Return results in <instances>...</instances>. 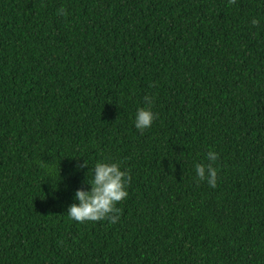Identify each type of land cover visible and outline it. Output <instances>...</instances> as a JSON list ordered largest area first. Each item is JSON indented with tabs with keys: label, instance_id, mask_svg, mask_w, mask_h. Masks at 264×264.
<instances>
[{
	"label": "trees",
	"instance_id": "16d2710c",
	"mask_svg": "<svg viewBox=\"0 0 264 264\" xmlns=\"http://www.w3.org/2000/svg\"><path fill=\"white\" fill-rule=\"evenodd\" d=\"M102 158L120 218L72 221ZM0 264H264V0H0Z\"/></svg>",
	"mask_w": 264,
	"mask_h": 264
},
{
	"label": "clouds",
	"instance_id": "9594fccd",
	"mask_svg": "<svg viewBox=\"0 0 264 264\" xmlns=\"http://www.w3.org/2000/svg\"><path fill=\"white\" fill-rule=\"evenodd\" d=\"M58 11L61 15L65 14L63 8ZM259 24L260 18L251 19L253 27ZM144 99L148 105L151 104L149 97L146 96ZM155 119L156 114L150 107L137 108L134 115V127L143 132L152 126ZM206 158L209 161L208 164L197 163L194 165L195 177L200 182H206L209 187L214 188L217 182V170L213 167V163L217 161L218 153L209 150ZM76 160L79 161L80 158H76ZM36 163L38 167L45 170L49 177L56 174L53 165L42 161ZM74 168L77 171L87 168L88 171L85 173L83 185L74 192V203L67 207V217L81 224L105 219L110 223H116L120 218V209L116 205L128 197L127 185L130 177L127 170L122 169L119 162H112L107 158L97 160L91 168L88 161L83 159V162H77ZM89 173L91 174L90 180L86 177V174Z\"/></svg>",
	"mask_w": 264,
	"mask_h": 264
}]
</instances>
